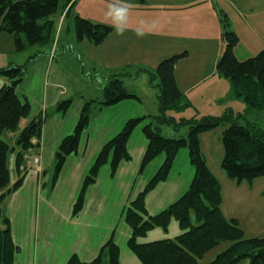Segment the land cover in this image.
<instances>
[{"label": "trees", "instance_id": "trees-1", "mask_svg": "<svg viewBox=\"0 0 264 264\" xmlns=\"http://www.w3.org/2000/svg\"><path fill=\"white\" fill-rule=\"evenodd\" d=\"M60 6L61 0H0V29L14 36L18 52L40 45L53 35L55 24L51 17ZM220 16L227 45L216 70L219 76L231 82V98L246 103L245 111L238 116L229 110L221 116L207 115L177 121L169 117L167 112L182 111L190 104L175 77L177 62L187 57L188 53L165 58L154 69H138L136 76L146 73L150 87L157 88L158 114L129 119L120 132L101 148L84 177L73 206L72 214L77 216L84 207L88 188L97 182L102 168L108 165L111 176H115L122 163L131 161L128 142L134 130L141 126L147 148L139 173L157 157H164L156 174L123 211L124 220L130 229L127 247L142 264H238L244 260L249 264H264V235L247 237L236 219L224 216L221 209V184L210 170L200 143L201 134L222 127L224 154L221 168L227 177L236 183H251L264 177V132L255 121L250 120L264 112V48L253 57L238 60L234 48L239 38L229 28L227 15L221 13ZM74 25L77 39L88 40L95 46L102 45L113 30L109 25L93 23L78 15L74 18ZM25 71L26 66L20 65L0 68V77L8 80V84L0 89V202L22 184L20 180L11 186L10 156L17 151L15 159L19 169L27 152L41 145L42 115L35 117L23 128L16 146H12L6 139L8 132L18 131L20 122L32 114L30 102L17 94L18 87L24 81ZM130 71L126 67L120 73L109 76L102 88L103 100L85 102L73 133L63 138L56 151L53 185L68 157L78 152L82 135L88 129L96 109L102 110L124 100H140L123 83L122 78L130 75ZM156 80L158 83L155 85ZM71 103V100L61 101L57 110L65 113ZM156 123L158 126H154ZM164 126L176 133L187 126L188 136L164 137L161 133ZM34 140L39 144H35ZM182 149L188 150L194 168L193 180L187 191L176 201L157 214H150L146 198L158 184L168 179L174 160ZM172 220L178 222L180 234L150 242L140 241L157 228L168 232ZM223 243L228 244L226 249L210 262H202L205 254ZM17 250L10 220L0 211V264H14ZM104 255L108 257L107 263L104 262ZM67 264H122L120 247L111 238L103 246L100 255L92 261L84 262L74 254Z\"/></svg>", "mask_w": 264, "mask_h": 264}, {"label": "crops", "instance_id": "crops-1", "mask_svg": "<svg viewBox=\"0 0 264 264\" xmlns=\"http://www.w3.org/2000/svg\"><path fill=\"white\" fill-rule=\"evenodd\" d=\"M78 1L61 0L58 12L51 17L55 24L54 32L56 35H52L45 44H48L50 40L54 42L58 33L59 36L61 35L66 20L68 21L69 31L73 33L72 25L75 16L78 15L88 19L79 14L80 12L78 14L73 13L72 9L77 5ZM111 1L115 4L119 2V0ZM125 4L128 7L126 26L135 31L137 29L144 31L145 35L158 39L163 44L162 47H164V51L160 53L161 56L156 62L143 61L145 65L139 69H154L163 59L174 54L187 52V57L178 61L175 67V77L179 88L184 92L194 86V90H196L199 85L202 88L197 93L206 95L209 92H213L212 95L215 97L212 101L206 100L207 103L203 102L204 106H200L201 102L197 103L194 100L193 104L198 111H203L201 108L205 107L203 108L206 109L204 110L206 111L204 115L213 116L219 113L224 114L229 110L234 113H240L242 109H245L246 106L241 99L231 98V83L228 79L219 76L216 70V62L217 60L219 61L225 50L220 14L227 13L229 15L228 20L231 30L239 38L234 48V54L238 60L242 61L264 48V0H124V3L119 4V6H125ZM72 19L73 23L71 22ZM1 24L2 20L0 27ZM98 24L106 23L100 22ZM0 31L3 30L0 29ZM73 37L72 41L79 43L80 46H87V48L90 46L95 48L112 46V62L118 60L115 51H118L120 47L135 48L134 46L108 40L100 46H95L88 40L79 41L76 34L72 35ZM41 47L34 46L36 54L32 56L33 58L29 59L28 64L32 59H35L34 62H37L44 56L48 57L47 52L43 53V56H40ZM206 62H210L211 70L207 67L204 69ZM130 64L129 61L127 65ZM44 73L46 74V72L38 71L36 75L44 80ZM113 74L108 75V78ZM139 76H136V71L131 70L130 75L122 78L125 87L136 93L133 88L136 87L134 83L137 82ZM25 82L26 79L24 77V81L17 89V94L21 99L26 98L30 102L32 114L29 118L23 119L20 122L18 131L8 132L6 139L10 144L16 146L17 138L23 128L35 117L42 115L44 122L42 137L39 141L42 146L40 145V148H34L32 151L33 153H37L38 149L42 151L43 148L41 158L43 171L41 178H38L36 172L34 173L33 170L35 169H31L28 174L23 176L24 174L22 175L21 169H18L16 166V155L10 156L11 186L20 180L22 184L18 190L0 202V211L9 218L12 236L18 247L14 264H40V262L42 264H67L69 258L74 254L82 261L90 262L100 255L107 238L105 236L100 239V184L104 183L107 178L112 182H117L123 196L118 201V204L120 203V207L122 208L121 215L126 205L135 198L137 193L156 174L162 165L164 157H157L143 172L139 173L140 164L147 148V140L142 132V127H137L128 142V150L132 156L131 161L122 163L115 176H111V170L108 165L102 168L97 182L87 190L86 201L82 211L77 216H74L72 214L73 206L77 200L84 177L106 139L109 140L120 132L129 119L147 116L150 110L145 106L139 93L140 100L138 101L124 100L115 105L104 107L101 113L100 110L96 109L95 116L93 115L88 129L82 135L78 152L68 157L56 183L53 185L52 182L51 186L50 183L53 180L55 155L58 146L63 138L73 133L85 102L94 99L91 96L92 94L87 96L85 95L86 92L72 91L71 81H66V78L64 80L51 78L49 87H51L52 96L49 97L48 92L46 97L43 94L40 102L34 107L29 92L25 90ZM6 84H8V80L0 77V89ZM192 90L190 89L189 91ZM97 92H100V89ZM75 94L81 97L75 112L71 113L73 107L65 113L59 112L56 108L58 103L67 98H71L73 101V95ZM224 98L229 100L223 102ZM203 100H205V97ZM217 104L220 105L222 111L217 109L213 113ZM109 113L113 114V123L110 127L109 125L107 126L109 128L106 129L105 138L100 141V133L95 135L92 133V129L98 125L100 127V114ZM222 133L223 128H217L214 131L201 134L200 143L202 150H204V142L207 141V138L212 141V139L219 138ZM174 136L175 134L173 133V136L170 137ZM39 143L36 142L35 144ZM27 155H30V153H27ZM23 165H25V162H23ZM209 168L213 173L219 175L218 178L219 182H221L222 190L221 209L224 216L227 219H236L247 237L264 235V177L258 178L251 183H236L229 179L223 171L218 170L216 173L210 166ZM104 174L108 175L106 179L103 176ZM193 177L194 168L190 163L188 150L182 149L174 160L168 179L158 184L148 194L146 198L148 212L150 214H157L176 201L187 191ZM47 188L48 190L51 188L52 191L49 194L52 196L57 190H60V197L62 195L65 199L62 200L60 198L59 201H55L51 199L52 196H48L43 204L48 209L45 212L47 220L42 228L37 229L35 225H32L34 230L30 231L29 229L27 231V227H24L22 228L24 234H19L16 237L14 215L21 212L20 216L23 217L31 199L36 197L38 193H41L42 189ZM57 203H59V209ZM12 204H14L13 207H11ZM58 216L66 222L65 228L58 225ZM176 224L178 230H174V232L168 230L166 235L164 234L165 231L157 228L150 231L140 241L150 242L175 237L181 233L178 222ZM40 231L41 233H39ZM123 231L125 234L121 235L123 237H121L120 241L116 239V235L112 236V233L110 235V239L112 238L116 241L120 247V260L122 264H142L132 257L127 247L129 227H124ZM37 232L39 233L38 235ZM152 233L154 235H151ZM220 252L222 251L221 249L218 250V247L213 249L205 254L202 262H210ZM103 258L108 257L104 255ZM238 264H249V262L244 260Z\"/></svg>", "mask_w": 264, "mask_h": 264}, {"label": "rangeland", "instance_id": "rangeland-1", "mask_svg": "<svg viewBox=\"0 0 264 264\" xmlns=\"http://www.w3.org/2000/svg\"><path fill=\"white\" fill-rule=\"evenodd\" d=\"M109 4H115V3L111 0H79L77 2V5H75L72 10L74 14L76 13L78 14L80 12L79 14H82L84 17L88 18L92 22H95V23L102 22V23L109 24L110 26L113 27L112 20L108 18L106 15L108 12ZM226 15L228 14L226 13ZM227 17H229V15ZM71 22L73 23V19L71 20ZM0 23H1V20H0ZM72 28H73L72 29L73 33L69 31L68 21L66 20L61 35L59 36V33H58L57 38L55 39L54 42L50 40L48 44L43 43V44L37 45V46H42L40 49L41 53H39L40 56H43L44 55L43 53L47 52L48 57L46 58L44 56L41 60H38L37 62L36 61L34 62L35 59L34 60L32 59L29 62V64H28L29 59L36 54L35 48L31 47L24 51L18 52L16 51V48H15L14 36L5 31H0V68H5L12 64L14 65L16 64L20 66L22 65L24 66L25 64L27 66L28 64L27 71H25L26 82L24 84V87H25V90L29 92V95L32 99L34 107L36 106V104L40 102V100L43 97V94L46 97L47 92H48L49 97L52 96L51 87H49V82L51 78H54V79L58 78L60 80H64V78H66V81H71L70 84H71L72 91H75V92L78 91V92H84V93L86 92L85 95L87 96L89 94H92L91 95L92 98L100 102L104 98L102 88H103V85L108 81V75L113 74V73L114 74L120 73L126 67H128V69L137 71L140 67H144L145 63L143 61L156 62L161 56L160 53L164 51V47H162L163 44L160 43L158 39L152 38V36L144 35L143 38H137V36L135 35L136 31L130 29L128 26H126L127 30L121 35V34H117V32L115 31L113 27L112 33L108 36L106 40L111 41V42H116L119 44L128 45V46H134L135 48L120 47L118 51H115V54L117 55L118 60L112 62V57H111L112 55L111 51L113 48L112 46L106 47V48L105 47L95 48L93 46H90L89 48H87V46H83V45L80 46L79 43L72 41V39H74V37L72 38V35H75L74 23L72 25ZM229 28L231 29V27ZM227 30L229 29L227 28ZM54 34L55 32L53 33V35ZM224 42H225V48H226L227 43L225 39H224ZM256 54H253L247 58L253 57ZM129 61L131 64L127 65ZM206 67L209 68V70H211L210 62L205 63L204 69ZM38 71L46 72V74L44 73L45 75L44 80L43 78L36 75ZM139 75L140 76L137 82L134 83L136 84V87L133 88V90L136 92V94L138 93L141 94V96L139 94L138 96H140L143 99L145 106L149 108L150 110L149 115L155 116L158 114L157 88L150 87L149 78H147L148 75L146 73H140ZM157 83H158V80L154 81L155 85ZM194 88L195 86L191 87L190 89L194 90ZM201 88L202 86L198 85L197 89L194 91L193 90L189 91L190 89H187L188 91H184L183 93L186 95L190 103L189 106L182 111H168L167 115L169 117L175 118L177 121L181 119H191L193 117L200 118L202 116H207V115H204L205 114L204 112H206L204 110L206 109H203V108L205 107L201 108V110L203 111H198L195 105L193 104V102L194 100L197 101V103L201 102L200 106H204L203 102L207 103L206 100L212 101L215 97H213L212 95L213 92H209L206 95H200L197 92H199ZM98 89H100V92H97ZM230 93L232 94V88H231ZM73 96H74L73 101L71 98L64 99V100L72 101L71 106L69 108L71 109L73 107L71 113L75 112L77 104L79 103V100H81V97L78 94L77 95L75 94ZM204 97H205V100H203ZM227 98H224L223 102H227L229 100ZM242 102L246 106V103L243 100ZM217 109L222 111V108L220 107V105L217 104V107H215L213 113L216 112ZM245 109H242L240 113H234V112L233 113L235 114V116H238L239 114L243 113ZM101 111L102 110H100V113ZM94 112L96 113V110ZM219 114H216L213 116L223 115L221 113ZM100 115H101L100 116V127L98 125L96 128H93L92 133H94L95 135L100 133V141H101V140H104L105 138L104 135L106 133V129H108L113 123V114L109 113V114H103V115L100 114ZM250 120L255 121L258 127H260L264 132V112L263 111L260 112V114L255 116L254 118H251ZM108 125L109 127H107ZM154 126H158V124L156 123L154 124ZM139 128H141V126ZM188 129L189 128L187 126H184L180 129L179 133H176L170 127L164 126L162 127L161 133L164 137L173 136V133H174L175 137H185L186 138L189 132ZM109 140L106 139L105 143L103 144L105 145ZM34 142L36 143L37 141L34 140ZM11 145L13 146V144ZM104 145H102V147ZM30 151L27 153H30ZM42 151H43V148H42ZM202 151L206 159L208 158L207 164H209V166L214 172L217 173L218 170L223 171L221 168V163H220V161H222L223 154H224L223 146H222V135H220V137L217 139H212V141H210L209 138H207V141L204 142V150ZM38 152H39V149L37 153ZM34 154L36 153L35 152L33 153V151H31L29 156L34 155ZM30 161H32L31 158L24 157L25 165L20 167L22 171V175L24 174L23 176L28 174L30 170L33 169V168H29L26 166V165H29L28 162ZM33 171L34 173L36 172V170H33ZM110 174H111V171H110ZM213 174L219 180L218 178L219 175H216L215 173ZM103 176L105 177V179L108 177L107 174H104ZM38 178H41V177L38 175ZM107 179L105 180L104 183L100 184V239L107 236L105 243H107V241L110 239L111 233H112V236L116 235V239L120 241L121 237H123L121 235L125 234V232L123 231V228L127 227L125 226L126 222L124 220V212H122V214L120 215L122 208L120 207V203L118 204V201L123 198L121 194V188L118 187V184L116 181L112 182L110 179L108 180ZM50 185L52 186V181ZM51 191H52L51 188H49V190L48 188L42 189L41 193H38L36 197L31 199L27 207V211L24 212L23 217L20 216L21 212H18L16 215H14V225H15L16 237H18L19 234L20 235L24 234L22 230V228L24 227L25 228L27 227V231L29 229L30 231L34 230V227L32 225H35L37 229L42 228V226L47 220L45 212H46V209H48L47 207L43 206V204L45 203L48 196L50 197L52 196L51 194H49V192ZM60 198L62 200L65 199L62 195L60 197V190H57L51 199L55 201H59ZM13 206L14 204L11 205V207ZM58 206H59V203H57V207ZM57 222L60 227L65 228L66 222L60 216H58ZM172 223L169 226V230L171 232H174V230H178V226L176 224L177 222L172 221ZM24 225H27V226H24ZM39 233H41V231ZM39 233L37 232V235ZM154 233H152L151 235H154ZM164 234L167 235L166 232ZM129 236H130V231H129ZM155 236H158V235H155ZM227 245H228L227 243H223L220 247L218 246V250L221 249V251H223L224 249H226ZM130 253L132 257L136 259V261H139L138 258H136V256L131 251ZM104 260H105V263L108 262V258H105ZM40 264L42 263L40 262Z\"/></svg>", "mask_w": 264, "mask_h": 264}, {"label": "clouds", "instance_id": "clouds-1", "mask_svg": "<svg viewBox=\"0 0 264 264\" xmlns=\"http://www.w3.org/2000/svg\"><path fill=\"white\" fill-rule=\"evenodd\" d=\"M124 0H119L118 4H109L107 17L110 18L113 22V27L117 34H123L126 29V21H127V14H128V7L126 6H119V4H123ZM137 38H143L145 33L144 31L137 29L135 32Z\"/></svg>", "mask_w": 264, "mask_h": 264}, {"label": "built area", "instance_id": "built-area-1", "mask_svg": "<svg viewBox=\"0 0 264 264\" xmlns=\"http://www.w3.org/2000/svg\"><path fill=\"white\" fill-rule=\"evenodd\" d=\"M40 148V147H39ZM41 150L39 149V152L34 154V155H26L25 158H31L32 161L28 162L29 165H26L27 167L29 168H33L36 170V173L41 177L42 175V162H41V158H42V155H41Z\"/></svg>", "mask_w": 264, "mask_h": 264}]
</instances>
